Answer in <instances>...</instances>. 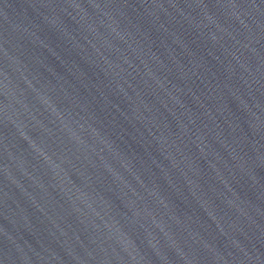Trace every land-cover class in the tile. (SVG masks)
<instances>
[{"label":"water","instance_id":"95a60500","mask_svg":"<svg viewBox=\"0 0 264 264\" xmlns=\"http://www.w3.org/2000/svg\"><path fill=\"white\" fill-rule=\"evenodd\" d=\"M0 264H264V0H0Z\"/></svg>","mask_w":264,"mask_h":264}]
</instances>
